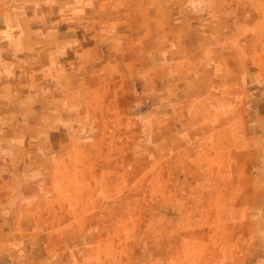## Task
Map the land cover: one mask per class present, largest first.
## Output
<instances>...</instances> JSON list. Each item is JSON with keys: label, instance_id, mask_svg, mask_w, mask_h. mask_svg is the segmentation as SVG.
<instances>
[{"label": "rangeland", "instance_id": "obj_1", "mask_svg": "<svg viewBox=\"0 0 264 264\" xmlns=\"http://www.w3.org/2000/svg\"><path fill=\"white\" fill-rule=\"evenodd\" d=\"M264 0H0V264H264Z\"/></svg>", "mask_w": 264, "mask_h": 264}, {"label": "crops", "instance_id": "obj_2", "mask_svg": "<svg viewBox=\"0 0 264 264\" xmlns=\"http://www.w3.org/2000/svg\"><path fill=\"white\" fill-rule=\"evenodd\" d=\"M262 106H264V104Z\"/></svg>", "mask_w": 264, "mask_h": 264}]
</instances>
